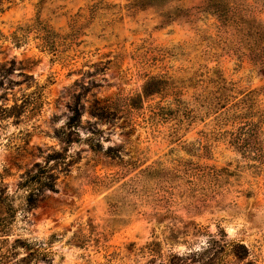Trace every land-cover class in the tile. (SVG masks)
<instances>
[{
	"label": "rangeland",
	"instance_id": "1",
	"mask_svg": "<svg viewBox=\"0 0 264 264\" xmlns=\"http://www.w3.org/2000/svg\"><path fill=\"white\" fill-rule=\"evenodd\" d=\"M215 2L0 0V264H173L209 236L248 251L217 262L264 264V161L208 108H264L241 29L264 0ZM52 154L57 190L31 208L19 184Z\"/></svg>",
	"mask_w": 264,
	"mask_h": 264
},
{
	"label": "trees",
	"instance_id": "2",
	"mask_svg": "<svg viewBox=\"0 0 264 264\" xmlns=\"http://www.w3.org/2000/svg\"><path fill=\"white\" fill-rule=\"evenodd\" d=\"M216 12L222 18L226 17V12L219 7V0H215ZM244 32L243 37L248 40V52L251 54V60L264 67V23L255 19H247L241 24ZM161 90L157 87L147 86L144 88L140 100L159 94ZM35 95V94H34ZM256 92H250L241 99L231 103H223L218 99L214 104L208 107L214 111L215 122L220 125L238 124L235 132L228 133L229 143L245 157H251L261 162L264 161V108L258 104ZM31 96L24 97L19 105L5 109L6 118L22 117L30 105ZM35 98V97H34ZM133 109L132 106H129ZM81 120V112L78 109L73 111V116L68 122L69 129H75L76 124ZM60 138V137H59ZM63 140V139H59ZM60 154L48 155L45 164H36L31 171L26 172L19 184L20 189L28 192L27 203L34 208L40 197L47 191L56 192L57 177L52 173L51 164L55 163ZM1 226V218H0ZM223 232V231H222ZM224 237L226 238L225 234ZM206 245L200 249L190 250L188 253L171 255L170 260L173 264H221L217 262L222 258L234 257L237 260H243L248 256L247 248L244 245L229 243L224 239H217L209 236Z\"/></svg>",
	"mask_w": 264,
	"mask_h": 264
}]
</instances>
